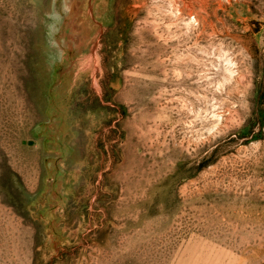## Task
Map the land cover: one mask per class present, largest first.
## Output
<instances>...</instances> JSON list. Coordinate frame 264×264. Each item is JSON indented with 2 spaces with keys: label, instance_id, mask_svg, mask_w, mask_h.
<instances>
[{
  "label": "rangeland",
  "instance_id": "374dc122",
  "mask_svg": "<svg viewBox=\"0 0 264 264\" xmlns=\"http://www.w3.org/2000/svg\"><path fill=\"white\" fill-rule=\"evenodd\" d=\"M73 2L0 0V264H264V0Z\"/></svg>",
  "mask_w": 264,
  "mask_h": 264
},
{
  "label": "bare ground",
  "instance_id": "6f19581e",
  "mask_svg": "<svg viewBox=\"0 0 264 264\" xmlns=\"http://www.w3.org/2000/svg\"><path fill=\"white\" fill-rule=\"evenodd\" d=\"M79 1H80V3L78 4ZM78 2H76V0H74V2H73V7H74L73 10H74V11L77 10V7H78V6H80V5L82 6V4H83L82 2H85V0H78ZM76 6H77V7H76ZM80 8H81V7H80ZM82 8H83V7H82ZM83 10H84V8H83ZM78 17H79V16H78ZM67 25H68V26H71L73 32H74V30H76V27L79 26L78 24H77L78 26H76V27L73 26V17H70V16H69V18L67 19ZM60 41H61V40H60ZM73 47H74V46H73ZM62 49H63V48H62Z\"/></svg>",
  "mask_w": 264,
  "mask_h": 264
}]
</instances>
